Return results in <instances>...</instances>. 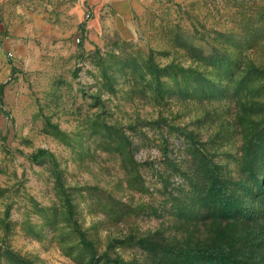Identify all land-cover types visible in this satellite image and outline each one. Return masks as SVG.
Listing matches in <instances>:
<instances>
[{
	"label": "rangeland",
	"instance_id": "374dc122",
	"mask_svg": "<svg viewBox=\"0 0 264 264\" xmlns=\"http://www.w3.org/2000/svg\"><path fill=\"white\" fill-rule=\"evenodd\" d=\"M0 264H264V0H3Z\"/></svg>",
	"mask_w": 264,
	"mask_h": 264
},
{
	"label": "crops",
	"instance_id": "0c3cea01",
	"mask_svg": "<svg viewBox=\"0 0 264 264\" xmlns=\"http://www.w3.org/2000/svg\"><path fill=\"white\" fill-rule=\"evenodd\" d=\"M3 0H0V3ZM77 19L87 28L95 31L103 26L106 10L123 0H64Z\"/></svg>",
	"mask_w": 264,
	"mask_h": 264
}]
</instances>
